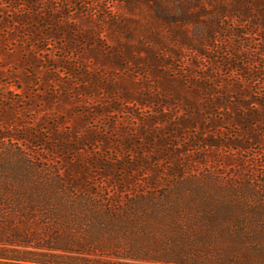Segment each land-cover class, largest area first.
Masks as SVG:
<instances>
[{
  "label": "rangeland",
  "instance_id": "1",
  "mask_svg": "<svg viewBox=\"0 0 264 264\" xmlns=\"http://www.w3.org/2000/svg\"><path fill=\"white\" fill-rule=\"evenodd\" d=\"M18 146L110 194L264 180V0H0L2 174Z\"/></svg>",
  "mask_w": 264,
  "mask_h": 264
},
{
  "label": "trees",
  "instance_id": "2",
  "mask_svg": "<svg viewBox=\"0 0 264 264\" xmlns=\"http://www.w3.org/2000/svg\"><path fill=\"white\" fill-rule=\"evenodd\" d=\"M16 151L10 173L0 164V264H264V180L205 177L202 192L175 171L167 188L110 194L37 176L38 158Z\"/></svg>",
  "mask_w": 264,
  "mask_h": 264
}]
</instances>
